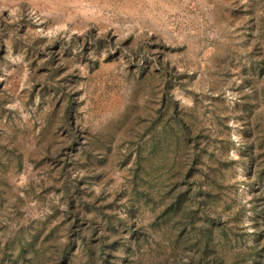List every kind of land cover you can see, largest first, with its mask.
Returning <instances> with one entry per match:
<instances>
[{
    "label": "rangeland",
    "instance_id": "obj_1",
    "mask_svg": "<svg viewBox=\"0 0 264 264\" xmlns=\"http://www.w3.org/2000/svg\"><path fill=\"white\" fill-rule=\"evenodd\" d=\"M202 234L264 264V0H0V264H196Z\"/></svg>",
    "mask_w": 264,
    "mask_h": 264
},
{
    "label": "trees",
    "instance_id": "obj_2",
    "mask_svg": "<svg viewBox=\"0 0 264 264\" xmlns=\"http://www.w3.org/2000/svg\"><path fill=\"white\" fill-rule=\"evenodd\" d=\"M176 202L177 200L175 199V201L171 203L170 206H174ZM203 235L204 234L200 235V241L202 245L198 251L196 264H223L221 258L215 253L213 247L209 245L207 240L208 238H206V236L204 237Z\"/></svg>",
    "mask_w": 264,
    "mask_h": 264
}]
</instances>
